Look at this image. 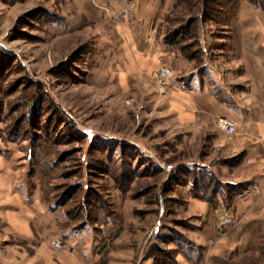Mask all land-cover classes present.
<instances>
[{
    "label": "rangeland",
    "instance_id": "1",
    "mask_svg": "<svg viewBox=\"0 0 264 264\" xmlns=\"http://www.w3.org/2000/svg\"><path fill=\"white\" fill-rule=\"evenodd\" d=\"M262 78L264 0H0V264H264Z\"/></svg>",
    "mask_w": 264,
    "mask_h": 264
},
{
    "label": "crops",
    "instance_id": "2",
    "mask_svg": "<svg viewBox=\"0 0 264 264\" xmlns=\"http://www.w3.org/2000/svg\"><path fill=\"white\" fill-rule=\"evenodd\" d=\"M152 44H154V43H151L149 45H152ZM154 48L155 49L153 50V53H149L152 50V47L150 49L148 47L143 48V49H140V48L135 49L134 48V53L132 54L131 58H132L133 65L135 67H137V66L140 67L138 69V71L141 70L142 72H144L146 74H149L151 72V63L147 66L144 65L146 60L148 62L150 61V59L152 61H154L155 68H157L151 73H155L158 70V66L160 64H164V62L167 63V62L171 61V56H170V52H169L168 48H166L164 46H160L159 44L155 45ZM262 67L263 66L260 67V70H262ZM196 81H197L196 83H198V84H194V87L188 88V89L186 87H184V90H187L189 93H193V95L199 94V93L200 94L204 93V90H205L203 88L204 86L198 80H196ZM260 82L264 83V78H262Z\"/></svg>",
    "mask_w": 264,
    "mask_h": 264
},
{
    "label": "built area",
    "instance_id": "3",
    "mask_svg": "<svg viewBox=\"0 0 264 264\" xmlns=\"http://www.w3.org/2000/svg\"><path fill=\"white\" fill-rule=\"evenodd\" d=\"M171 78V70L168 68H163L162 70H160V72H158L156 79L159 84L165 85L167 83V80H170ZM221 126L230 135L235 132V125L227 119H223L221 121Z\"/></svg>",
    "mask_w": 264,
    "mask_h": 264
},
{
    "label": "trees",
    "instance_id": "4",
    "mask_svg": "<svg viewBox=\"0 0 264 264\" xmlns=\"http://www.w3.org/2000/svg\"><path fill=\"white\" fill-rule=\"evenodd\" d=\"M203 11H204V9H203ZM202 11V12H203ZM180 33V32H179ZM179 33H174V32H171L170 34H169V38H168V43H170V44H174L175 43V41L177 42V37L179 36Z\"/></svg>",
    "mask_w": 264,
    "mask_h": 264
}]
</instances>
